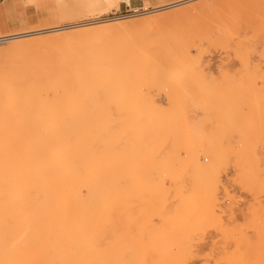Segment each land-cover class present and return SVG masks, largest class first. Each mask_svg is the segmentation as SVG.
<instances>
[{
	"label": "rangeland",
	"instance_id": "obj_1",
	"mask_svg": "<svg viewBox=\"0 0 264 264\" xmlns=\"http://www.w3.org/2000/svg\"><path fill=\"white\" fill-rule=\"evenodd\" d=\"M177 1H181V0H128V1L41 0L40 4L35 7L33 22L30 23L29 26L27 27L12 31L15 33V32L29 31L31 28L34 30L37 28L39 29L50 28L54 26L78 25V24L88 23V21L91 22L92 20L95 19L107 18V17L108 18L121 17L120 18L121 20L136 21V23L131 24L130 27H128L130 24L126 27H122L125 31L128 30L129 28L130 29L138 28V27L140 28V26H144L143 25L144 23H148L150 20H154V17L156 16L164 17L165 15L172 16L176 14L177 16H181V14L180 15L178 14L182 13L183 15L185 13H192L194 10L200 9V5L201 6L211 5L214 7L217 6L218 8L221 7L220 11L218 9H215L218 13L208 12L206 13V15L204 14L205 16L202 15L204 16L203 20L205 22L207 21L206 23H208L212 32L214 33L213 34L211 32L214 37L213 36L212 38L207 37L209 35L211 36V34L207 33L210 32L209 27H206L208 28L207 32H205L206 28H204L205 31L202 29L203 34L204 32L205 34L207 33V36L204 34L205 35L204 37L203 36L201 37L202 30L196 31V35L195 34L193 35L190 30L188 32H186L187 30H184L186 33L190 32L192 37L193 36L196 37L197 35L198 37L200 36L199 38L200 41H197L198 40L197 37L196 38L184 37L185 40L187 39V41L189 40V42H191L190 47L186 46L188 45V43H186L185 41L183 42L185 44L186 49H188L189 47L188 49L189 51L188 50L185 51V48H183V54L185 51L187 52L186 53L187 56L183 55L182 53L180 54L179 50L181 49L179 50L174 49L173 46L176 45L170 46L171 44L170 39L172 40L174 38L172 36H175L176 34L179 35L178 32L176 34H173L175 32L172 31V33L170 34L171 31H169L170 29L167 28V29H163V32L162 31L161 33L159 32L158 35L154 33L151 37H149L147 41L148 44L146 45L151 46L149 48H151L153 51L147 48L146 46L144 51L150 50L149 51L150 53H148L147 55L146 52L144 53L143 58L141 60L142 62L140 64L143 63L146 64L145 62L148 60V59L146 60V58H151V57H152V61L155 62L154 60L158 55L159 57L157 56V58L159 62L160 59L165 60L163 63L161 61L160 64H166L167 62L166 64L167 66L165 65L164 67H162L159 64L158 67V64L156 65L155 63L150 64L149 66L147 65V68H149L151 65L158 67L157 68L158 71L155 70L158 73L154 72L152 74L150 72L152 70L151 68L152 66L150 67L151 70L149 71L147 68H144L146 67V65L143 64L139 66L140 69L142 66H144L143 67L144 69L142 68L141 70H145V69L147 70L141 72V70L139 69V75H138L139 78L137 75L134 76L135 74L132 77L130 76L132 73L127 74L128 79L127 78L125 79L126 82L127 80L128 82L125 83V81H123L124 82L123 88L124 87L128 88L132 86L133 89H126L127 91L129 90V92L125 91L124 89L123 96L121 94L123 90L119 91L120 94L119 92H117L118 93L117 94L115 91L113 96L111 94L114 91H112L110 94L111 97H109V95L108 96L91 95V97L93 98H88V96L86 98L85 96L87 102L89 99L93 101L94 98L98 99L99 102L98 100L96 101L94 100L93 102L97 104L95 105L91 101L92 102L91 105L90 103L89 104L87 103L88 105L86 107H82L83 110L81 111L80 109L82 104L83 105L86 104V101L83 102L84 95L81 97L83 98V100L82 101L79 100L82 104L77 100L79 104L76 102L74 103L75 105L70 103V100L68 101V97L65 96L62 104L59 102L57 106L53 108L52 107L49 108L52 110L41 112L39 114L40 116H38V119L34 117L35 122L33 123V128L30 127V129L26 128L27 124L26 125L23 124L20 118H17L14 121H10L9 123L0 122V169H1L0 171L2 172V173L0 172V215H1L0 216V264H225V263L248 264V262L249 264H253L251 262L255 260L256 262L254 264H263L260 262L258 263L257 259L258 258L260 259L261 255L264 256V251H263L264 247L261 248L262 246H264V241H263L264 234L262 233L264 231H261L264 230L263 228L264 221H261V219L264 220L263 219L264 214H262L264 213V205H263L264 191L261 192V190L264 189L263 188L264 169H260V168H264V164H263L264 162L262 160V158L264 159V141H263L264 131L262 130L264 129L263 126L264 123L261 121L264 118L262 116V114H264L263 111L264 110V106H263L264 105V54H263L264 38H261L264 36V30L257 31L258 29L256 30L250 25H247L246 26L247 30H245L242 24V26L240 25V29L238 31L237 29H235V27L230 26L231 24L229 22L230 21L231 23L233 22L234 14L228 12V14H230L231 16L228 15L226 12L228 10L226 8L232 5L244 7L241 1H239L240 3L239 2L232 3L234 0H193L163 10L152 11L154 9H157L162 6L170 5L171 3H175ZM117 2L119 4V7L117 9H113L115 7V3ZM257 3L258 0L254 2L252 0V2L250 3L251 5L249 7L256 8ZM262 14L258 13L255 19L257 17L258 19L259 17H262L261 19H264L263 16L264 14L263 15ZM255 15L253 13L252 14L249 13L246 16L248 17L250 16L249 18L254 19ZM200 19H197L199 23L201 21ZM221 21H224L223 25L225 23L226 27L228 26L229 28H225L222 25ZM218 23H221V25ZM205 24L202 23L200 25L203 26ZM212 24H214V26ZM232 25H234V23H232ZM89 26L90 25H85L84 27L74 26L75 28L71 27L63 31L41 33L38 34L37 36H47L49 34L67 32L70 31L71 29L78 30L81 28H87ZM230 27H232L233 30ZM222 28L226 30L225 32H227L228 34L227 37H229V34H233L232 37H229L230 41L228 40L227 37H225L226 36L225 34H222V32L225 33ZM123 29H121L120 31L122 32ZM115 30L118 31L119 27ZM235 30H237V34L233 32ZM253 30H256L259 33ZM220 31L222 32L220 33ZM243 31L245 32V35L249 34L248 37L242 36L244 34V33L241 34ZM255 32L257 33L258 36V37L256 36L257 38L254 36L256 34ZM181 33L180 34L183 35V31ZM186 33H184V36H186ZM220 34L222 36L225 35L224 40L225 42H227L226 40H228L229 44H225V42L224 44H220V42L223 40ZM181 35L179 36L182 37ZM37 36L32 35V36L24 37V39L33 38ZM240 36H242L241 39L244 40L243 41L244 43L247 42L245 43L247 44V47L251 46L252 48L249 47L248 50V48H244V46H241L243 50L242 49L239 50L238 48H240V46L237 45L241 41V39L239 41ZM178 38L177 37L174 38L175 40H173L174 42L172 41V44H175V41L176 40L178 41ZM213 38L214 40H212ZM216 38H217L216 43L219 44L218 48H216L217 44L213 45L212 42L215 41ZM246 38H249V40L246 41ZM180 39L181 38H179V40ZM209 39H211L212 41L210 40L209 42ZM191 40H193L194 43ZM218 40H220V42ZM237 40L239 41V43L237 42ZM248 41L251 42L249 43ZM10 42L7 41L0 43V48L8 46ZM180 42H182V39L180 40ZM183 43L181 44L183 45ZM177 44L179 45V43ZM193 45L195 46L198 45V46L195 47ZM170 47L173 48V50ZM177 47L178 46H176L175 48ZM236 49H238V51ZM250 49H251V53L249 54ZM171 51L172 52L174 51L175 54L174 52L171 53ZM246 51H247L246 55L245 53L244 55H241L243 54V52ZM158 52L161 54L159 55ZM164 52L166 55L164 54ZM204 53L207 56L204 57L205 55ZM169 54H172V56L170 57ZM181 55H183L184 57ZM144 56L146 57L144 58ZM247 56L248 57L250 56L249 59ZM174 57H176V59ZM245 57L248 61L245 59ZM173 58L175 60H173ZM196 58L197 60L199 59L202 61L197 62ZM194 60L197 62L199 66L201 67L203 66L204 68L198 67V70L195 69L193 67L195 66ZM178 61L181 62L183 65ZM148 62L151 63L150 60H148L147 63ZM174 62L176 63V65L174 64ZM244 62L246 66L244 65ZM248 62L249 64L252 63L257 64L256 65L257 69L255 68V74L253 75L255 76L257 73L256 76L258 77L252 78L253 77L252 76L249 78L252 72L250 73L251 68H249ZM179 64L182 65V67H179V69L184 68L185 73L183 72V69L182 71L178 70L176 66H181ZM154 66L153 68H156ZM160 66L162 68L165 67L167 68L166 71L165 69L163 70V72H166V75L165 73L163 75ZM168 66L169 67L171 66L170 69L172 67L173 69L177 68L178 73L177 74L175 72L173 73V71L176 69L174 70L171 69L172 73H170L169 71L170 69L168 68ZM82 67H84V65ZM195 67L197 68V66ZM254 67L252 65L253 69ZM84 68H82L84 72L88 70L86 74L91 72V71L89 72L90 68L87 69L88 67H86L85 68L86 71L84 70ZM199 68H201L202 71L201 73L202 76H200V78L198 77V75H196V74L200 75V72L196 73V71L200 70ZM159 69H161L160 70L161 73H159ZM189 70H191V73L193 72V76H191V78L188 77L192 75L190 74V72H189L190 75H188V73H187L188 76L186 75V72ZM244 70L247 71V74H249L248 76L247 74H245L246 78L244 77L245 78L244 80L248 78L250 82H248L249 80L247 81L241 80L243 79L241 78L242 74L246 73ZM84 72H81V74H83ZM147 72L149 73L148 74L149 76L147 75ZM179 72H181L183 76H181ZM221 72H223V74ZM208 73L210 74L208 75ZM156 74L157 75L160 74V76L158 75L159 77H162L161 75H163V78H160L158 81ZM84 75L85 74H83L82 76ZM91 75H92L91 73L88 74L90 79L86 78L87 75L84 77L82 76L80 77L84 79L86 78L90 81ZM237 75L240 77L238 78ZM152 76L153 79L156 80V82H152V86L150 87ZM179 76L182 78H180ZM196 76L197 78H195ZM176 77H179L177 78L178 80L176 79ZM202 78L205 79L204 83L207 84L203 83ZM226 78H228L229 83H226L227 80ZM132 79L134 80L132 81ZM140 79H142L143 81ZM167 79H169L170 81ZM139 80L142 81L141 84ZM239 80H241L240 83L244 84L245 82V85L246 82H248L249 84L248 87H251L250 86L252 85L251 81L254 80L252 82H254L253 85H255L256 82V87L254 89L257 88V94L254 92L253 89L252 90L254 93L253 92L250 93L249 91H246V90H251V88L247 87L246 89L245 88L246 86L244 85L240 84L238 86ZM138 84L141 85V87ZM142 84L144 85V87ZM147 85H149V87ZM235 85H237V87ZM138 86L140 88H137ZM238 87H239V91L242 90L241 92L237 91ZM242 87H244V89ZM142 88L143 91H141ZM131 90H132V94L134 93V91L137 90L136 95L133 94L134 96H136L135 97L136 100H138V101L134 100L136 101V103L130 101L132 100V98H130L131 96H129L128 94H130ZM244 90L246 91V93L249 94L250 98H253L252 96H250L251 94L257 95V98L256 95H254L253 98L255 102H257L256 100L260 98L258 97V95L262 96L261 98H263L261 99L262 102L258 100V102L259 101L260 102L257 105L254 104L255 106L250 104L253 108L255 107V109H253L252 107L250 108L251 112H249L250 111L249 108H248L249 111L246 108V105L248 104V103L245 104L246 101L244 103L242 102L241 108L243 107L242 108L243 110L240 109L241 103L240 104L239 102L237 103L238 95L241 96L242 98L241 101L245 100L246 95L244 94L245 93ZM172 91H174V94ZM143 92L145 95L144 97L142 96ZM125 93L129 96L128 98L126 97L127 95H125ZM236 93L239 94L237 95ZM241 93L244 94L243 95L244 99ZM116 94L120 95V97L122 98V102L124 101L121 105H120L121 100L119 99V96L117 97ZM217 94H221V95L219 96ZM114 96H116L120 100V103L118 102L119 100H117L116 97ZM218 96L219 97L222 96V98H218ZM112 97H114L116 100L113 99ZM123 97H126L127 99L126 98L124 99ZM100 98L102 99V101L100 100ZM140 98L142 101L139 100ZM253 99L250 100V102L253 101ZM65 100L68 102L69 104L68 106ZM247 101L249 102L248 98ZM254 101L252 103H255ZM124 103L130 104L127 105L129 108L128 111H125L126 107H124L125 105ZM71 104L73 105V108H71L72 107ZM138 104H140V106ZM144 104H146V106H144ZM131 105L133 106L136 105V106L132 107ZM259 105L261 107H259ZM69 106L72 109V111H70V109L68 108ZM75 106L77 108L79 107V110L77 108L75 109ZM135 107L138 108L137 110L138 112L140 111L139 109H141L142 112H144L143 109L147 111H149L150 109H154V110L153 111L150 110L149 111L150 113L149 112L146 113L147 111L144 113L146 114L143 115L145 116L144 121L143 119H141L142 115H140L141 116L140 117L136 114V116H138V118H140L141 120H138V118H136L135 121L134 118L131 119L130 117H128L130 115L129 112H131L132 110L134 111L133 108ZM237 107L239 108L240 111L238 110ZM121 108L122 110L123 109L124 110L123 111L121 110L120 113ZM73 109L75 111H78L79 113L78 112H77L78 114L74 113L75 111ZM245 109L246 111H244ZM257 110H259V113ZM256 111L258 114H255L254 116L255 118L256 115L260 116V112H261V116L263 117L262 118L260 116L261 120L257 119L259 117L256 118L257 123L260 120L258 126H256L257 124L255 123L256 121H254L255 119L253 117L254 115L253 112L256 113ZM127 112L129 113V115ZM119 114L121 115V118ZM243 114L245 116H243ZM236 115L240 117H236ZM111 116H113V118ZM41 117L45 118V121H43L45 124L39 121ZM243 117H248V118L246 119ZM76 118L77 120L79 119L78 121H80V126L78 125ZM125 118L126 119L130 118L129 120L133 121L132 123L134 125L131 123L133 127L130 123L128 124L125 123L129 121V120L125 121ZM149 118L151 121L153 122L155 121L158 125L155 124L156 125L155 126L153 122H148ZM238 118L240 119V122L242 121L243 123L237 121L236 119ZM249 118H251L250 121L252 120L254 121L253 124L252 122L250 123ZM74 120H76L75 123ZM119 121L121 122V124L119 123ZM137 121H139L141 127L137 128V125L140 126V124H138ZM141 121L145 123L146 122L151 124L153 123L152 126H154L155 128H157V126L159 127L155 131V128H153L151 124L150 125L145 124L144 126V124L142 125ZM187 124L190 127L189 129L193 128L194 131L192 129L186 131ZM247 124L251 127V129ZM73 125H75V127ZM76 125H78V127ZM120 125L121 127H119ZM124 125L127 127V129L129 127L128 130L126 129L127 131L125 130V128H123ZM146 126L148 127L151 126L149 135L151 134L152 129L154 132L160 130V132L158 131V134L153 133L152 131V134H154L156 138H154V136L153 138H151V135L149 136L147 135L148 133L147 134L145 133L147 130H149V128H145ZM196 126H199V128L196 129ZM73 127L74 130L75 129H80V130L77 131L75 130L76 132H74L72 131ZM91 127H93L94 130L96 129V131L90 132ZM244 127L245 129L248 130L247 135H249L250 130H252V127L253 128L257 127V130L259 131L258 133L256 132L257 130L255 131L257 133V136L254 130L251 131V133L253 132L254 134L253 133L252 134L255 135L257 138H255V136L251 137L252 134L250 135V137L249 136L246 137V133H244L246 132V130L244 129ZM61 128H64L66 131V133L63 136L60 135ZM93 128L91 130H93ZM109 128H110V132H111V128H113L112 131L115 134L120 135L121 139H119V136H117L118 139L115 140L117 137L114 138L116 135L113 136L112 133H110L107 130ZM131 128L134 130H132ZM140 128L142 129L143 133H141ZM143 128L147 130L144 131ZM259 128L261 129L259 130ZM70 129H71V133L69 131ZM237 129L239 132L242 131L244 134L241 132L237 133ZM123 130H125V132H129V131L130 132L129 134L128 133L123 134ZM213 130L215 131L213 132ZM192 131H193V134H191L192 136L195 134V136L197 137L198 134V137L202 136V138L199 139L203 140L204 142L203 141L199 142L198 140H195L196 137H192V139L191 138L189 139V137L187 136H189V132ZM261 131H262V135H260ZM82 132L83 133L85 132L86 136L80 135L83 134ZM205 132H207L208 134L207 133L205 134ZM95 133L96 136H94ZM26 134L27 136L30 135L32 139L26 137L25 136ZM70 134L72 136H70ZM47 135L52 136V141L48 143L49 144L48 146L47 144H45L46 143L45 141L44 142L42 141L43 138ZM90 135H92V137H90ZM106 135L107 137L109 136L108 138H112L114 142L116 141V143L110 141L108 142L107 141L108 138L106 139ZM125 135L127 138L132 136L133 139V136H135L134 138L137 139L132 140L131 137L128 138L131 142L130 143L128 139L125 137ZM160 135L161 138L159 137ZM259 135L260 137H262L261 139L258 138ZM137 136L139 137L142 136V137L140 139ZM25 137L28 139H26ZM80 137L82 138V141ZM157 137H159L160 140ZM207 137H210L208 139L211 142L210 141L205 142V140H207ZM143 138L147 140V142L145 140V144L144 142H140L141 140L143 141ZM150 138L152 140L154 139V142H152ZM112 139L109 140L112 141ZM125 139H127V141H125ZM193 139L196 142L197 141L198 142L195 143ZM255 139L257 143L256 147H258V150L254 148L256 145L255 143L252 144L254 145V147L252 146V149L251 147H249L250 142L251 141L253 142ZM26 140H30V145L32 144L31 147L33 150L31 174H29L30 177H28L26 173L17 174L13 171V169L11 170V168H14L11 162L13 161L15 166L16 159L11 158V156H9L10 155L9 153L11 152H15V151L24 152V150H26L25 147H27V144L29 143L28 141L27 143ZM136 140H140L139 145H134L136 143ZM148 140H151V142ZM190 140L191 142L193 141L194 143L193 142L191 143ZM261 140L263 142H261ZM106 141L108 142L107 145L109 144L110 146L106 145ZM133 141H135V143ZM155 141L157 142L155 143ZM82 142L87 143V145L91 148V150L89 151L91 152L93 151L92 154L91 152L88 153L87 148L88 149L90 148L86 147L87 145L85 143H84L85 145L82 144ZM119 142L121 143V145L124 146V147L122 146L124 152L121 148L123 153L119 150L120 155L116 153L118 149H120L121 147ZM132 142H133V146L131 147L130 144H132ZM209 142L212 144L210 145ZM243 142L244 143L249 142V143L244 144ZM19 143L20 144L27 143V144L26 145L24 144L25 145L24 147L23 145H21L22 146V148L20 147L21 150H16L19 149L18 147L20 145L19 146L16 145ZM40 143H43L44 145ZM90 143L91 144L94 143L95 148L94 145H92L93 146L92 147ZM189 143H190L189 146L192 148L196 144L197 146H199L198 145L199 143L201 145L200 146L201 149L200 148L192 149L188 146ZM202 143H204V145ZM81 144L82 146L86 147L87 153L85 151V147L84 149L82 148V150L85 152L83 153L82 151L79 152L80 148H78L77 149L78 153H77L75 148L78 146L80 147ZM117 144L119 146H115L117 149V150L115 149L116 151L115 152L114 151L115 147L112 146ZM13 145H15L16 149L15 147L12 148ZM218 146L219 148H217ZM246 146H248L247 149L249 148L248 150L249 152L248 151L246 152L250 154L251 151H253L251 157H249V154L245 153L244 148ZM11 148L15 150L11 151ZM139 148H145L143 149L145 150V152L147 151L146 149L149 148L148 149L149 151L146 152V155L149 152L150 153L146 157H143L144 155L142 154H145L143 151L140 157L138 153L134 152L136 150L140 152L141 150H139ZM1 149L3 151H5V149L7 150L9 149L8 150L9 152L6 150V152L1 153L2 151ZM108 149L111 151L109 152ZM187 149L189 150L197 149L199 151L195 150L190 153V151H188ZM200 150L202 152H200ZM206 150H212V151H208L212 153L207 154ZM113 151L115 152L114 157L117 154V158H114V160L111 158L113 157L114 154ZM130 151L133 152L131 153ZM231 151L233 152V154ZM7 152H8V157H10L7 158L9 160L6 159ZM65 152L67 153L65 154ZM107 152H109V154H107ZM255 152H259V153L255 154ZM110 153H112L111 156ZM151 153L153 154L152 156ZM1 154L4 155L1 156ZM228 154L229 156H227ZM253 154H255V156ZM259 154L261 156V159ZM122 155L123 158L125 157L126 158L122 159L121 158ZM207 157L210 159H207ZM130 158L133 159L128 160ZM246 159L249 160L250 162L247 161ZM6 160L7 162H5ZM116 160H118L119 163ZM260 160L262 163H260ZM3 162L6 165L10 163L9 165L10 166L12 165V167L10 168L9 165L5 167V164ZM235 163L238 165H236ZM241 165L242 167H240ZM243 165L245 166V168ZM247 165L250 167H248ZM254 165L256 167H254ZM209 166L210 168H208ZM259 166L260 168L258 169ZM8 167L10 168L9 170L7 169ZM3 168L6 169L7 172L6 170L4 171ZM256 169L258 172L256 171ZM201 170L202 172L209 170L207 172L210 173L204 172L202 178L199 176ZM194 171L197 174L200 172L198 176H195ZM216 171L217 174H215ZM236 171L240 175L243 174V172H247L244 173L246 175V176L244 175V177L247 178V181L244 180L245 178L243 177V175H241L243 179L239 177L241 182L239 179L237 180L238 178L237 175L239 174H237ZM247 174L249 177L247 176ZM251 174L253 176H251ZM14 175H16L17 177H14ZM18 175L19 176L21 175V177H19ZM208 175L210 176L215 175L214 178H216L217 181L215 183L212 181L211 183L217 184L215 185V187H217L216 190L214 185L211 186L210 183V181L213 180L214 178L209 179L210 176ZM203 179L204 180L209 179L208 180L209 182H207V184L205 185L206 182L203 181ZM253 179L257 181L256 182L251 181L252 183L248 181ZM258 179H260L262 182ZM242 180L243 182L244 181L245 182L243 183ZM217 182L218 183L222 182V183L218 184ZM15 183L18 185H16ZM240 183L242 184L243 187L241 186ZM25 184H27L28 188L27 187L24 188ZM28 184L30 185L28 186ZM18 186L21 188H19ZM204 186L206 187L205 189ZM253 186L255 187V190H253L254 189ZM17 188L19 189L17 190ZM211 188L212 189L214 188L213 191L211 190ZM20 189L23 192L20 191ZM23 189L24 190L26 189V192ZM16 190L20 192H17ZM210 190L213 194L211 192L209 193ZM10 191L13 193H10ZM205 193H208L210 195H207ZM205 195H207L206 198L207 197L209 199L211 198L209 202H208L209 199L207 200L204 197ZM205 199L208 203L211 204L210 206L207 205L206 203L205 207L208 206V209L202 208V206L205 204L204 203L205 201L203 202V200ZM10 201L12 203H10ZM213 201L214 202L216 201V203H214ZM255 201L257 202V204ZM201 202H203L202 206H201ZM253 204L257 206H254ZM214 205H216L218 208H216V206ZM251 205L254 208L251 207ZM201 208L205 210L206 213L204 211L202 212ZM229 208H230V212L233 211V213L228 212ZM212 211H214V213ZM207 212L210 214H207ZM251 212L254 213L255 215L252 214ZM25 214L27 215V217ZM211 214L212 216L216 214V217L214 216L215 218L213 219ZM233 214L234 216L232 217L231 215ZM249 214L251 216H248ZM208 216L209 219L206 218ZM220 216L222 217V219L219 220L218 218H221ZM202 217L204 218V220ZM234 217L235 219L231 220V218ZM259 217L262 218L260 219ZM12 218L15 220H13ZM223 218H225V220ZM205 219H207L206 222ZM253 219L256 221V225L252 223ZM218 220L219 222H217ZM230 221L233 222L231 223ZM249 221L251 222L249 223ZM225 222H228L230 225ZM246 222H248L249 224H247ZM234 223H236V225H234ZM222 225H225L224 229ZM226 225L228 227H226ZM213 226L214 227L217 226V228H214ZM251 226H253V228ZM255 226L257 227L255 228ZM258 226H260L259 227L260 229H257ZM225 228L228 229L226 230ZM231 229L234 230V233L233 231H231ZM240 229L242 230L244 229L243 230L244 232ZM237 230L240 231L238 232ZM225 231H227L228 233L227 235L226 233L225 234L223 233ZM229 232L232 233L230 234ZM242 232L244 233V235ZM234 234L235 236L236 235L237 236L235 237ZM257 238L259 242L256 241ZM238 239H242V241L244 240L243 241L244 243L242 241H239ZM239 242L240 244L243 243L244 246L248 245L250 247L245 248L244 246H241L239 244L241 246L239 250L238 249ZM253 243H256V245H254ZM257 246L261 248L260 251L258 250L259 248ZM222 248L224 249L225 254L227 251L230 253L227 254L228 256L232 255V252H230V250L233 251V256L234 255L235 256L234 257L231 256V262L229 261V259H227L228 256L225 257L226 255H224V253L222 252L223 251ZM241 248H243V250ZM253 248L255 251L253 250ZM261 250L263 253L261 252ZM234 251L237 254H234L235 253ZM255 252L256 255H254ZM257 252L260 253V255H258L259 257L257 256L258 254ZM221 253L223 256L221 255ZM246 253L248 255L251 254L249 256V259L250 257L251 259H254L252 257H255V259L246 262L248 260V255L244 256L246 257V261L245 258H243V255H245ZM222 257L223 258L225 257L226 259L224 258L223 260ZM235 258H237L240 261H238L237 259L235 260ZM226 260L229 262H227ZM263 260L264 258H262V261Z\"/></svg>",
	"mask_w": 264,
	"mask_h": 264
},
{
	"label": "bare ground",
	"instance_id": "obj_2",
	"mask_svg": "<svg viewBox=\"0 0 264 264\" xmlns=\"http://www.w3.org/2000/svg\"><path fill=\"white\" fill-rule=\"evenodd\" d=\"M120 1V0H119ZM124 1V0H123ZM125 1H128V0H125ZM189 1H193V0H181V1H177V2H175V3H171L170 5H166V6H162V7H159V8H157V9H154V10H152V11H156V10H163V9H166V8H169V7H172V6H176V5H180V4H183V3H186V2H189ZM239 1H241V3L244 5V7H240V6H226L227 8V10L228 11H226L227 12V14H228V12L229 13H232V14H234V19H233V22L232 23H234V25H232V23H231V21L229 22L231 25L230 26H232V27H235V29H237L238 31H239V29H240V25L242 26V24H243V28H245V30H247V25H250V26H252L254 29H258L257 31H261V30H264V19H261L262 17H259V19H258V17L255 19V17L258 15V13H263L264 14V0H258V3L256 4V8H250L249 6L251 5L250 3L252 2V0H234L232 3H234V2H239ZM254 1H257V0H253V2ZM240 3V2H239ZM237 4V3H236ZM235 5V4H234ZM247 6V7H246ZM255 6V5H254ZM119 7V4H118V2L117 3H115V7L113 8V9H117ZM112 9V8H111ZM215 9H218L219 11H220V9H221V7H214V6H211V5H208V6H205V5H200V9H196V10H194L192 13H185V14H183L182 15V13H179L178 15H180L181 14V16H177V14L176 15H172V16H170V15H165L164 17H158V16H156V17H154V20H150L148 23H144L143 25L144 26H140V28L138 27V28H129L128 30H125L124 31V29L122 28V27H126V26H128L129 24V26L128 27H130L131 26V24H133V23H136V21H128V20H121L120 18L121 17H115V18H100V19H95V20H90L91 22H89L88 21V23H83V24H78V25H71V26H54V27H50V28H37V29H30L29 31H24V32H15V33H9V34H7V35H0V43H2V42H7V41H11L10 42V44L8 45V46H5V47H2V48H0V122H2V123H9L10 121H14V120H16L17 118H20V120H21V122L23 123V124H27L26 125V128H29L30 129V127L31 128H33V123L35 122V120H34V117H36L37 119H38V116H40L39 114L41 113V112H44V111H49V110H52V109H49V108H53V107H55V106H57L58 104H59V102L62 104L63 103V99H64V97L66 96V97H68V101L70 100V103H72L73 105H75L74 103H76L77 102V100L79 101H82L83 100V98H81L83 95H84V100H83V102L84 101H86V98H87V96H88V98H93V97H91V95H103V96H108L109 95V97H111V95L113 96V94L115 93V91H116V93L117 92H119V91H121V90H123L122 91V96H123V94H124V89H125V91H127L126 89H133V87L132 86H130V87H128V88H123V81H125V83H127L128 82V80H127V82H126V79L125 78H127L128 79V77H127V74H129V73H132L130 76L132 77L134 74V76H138L139 75V69H140V67L139 66H141V65H143V64H140L142 61V58H143V55H144V53L146 52V55L148 54V53H150L149 51L150 50H145L144 51V49H145V47L147 46V48H149V47H151V46H148V45H146V44H148L147 43V41H148V39H149V37H151L154 33H156L157 35L159 34V32L161 33V31L163 32V29H170L169 31H171L170 32V34L172 33V31H174L175 33H173V34H176L177 32L179 33V35H181L182 33V31H183V35H181L182 37H180L179 35H175L177 38L179 37V38H181L182 39V42H180V40H179V38H178V41L176 42L175 41V44H172V41L173 40H175L174 38H176L175 36H172V37H174L172 40L170 39V41H171V44H170V46L172 45H176V46H178L177 48H175L176 46H173L174 47V49H181V50H179V52H180V54L182 53L183 54V48H185V44L183 43L184 41L186 42V43H188V45H186V46H189L190 47V45H191V42H189V40L187 41V39L185 40V38L184 37H186V38H196L197 37V41H200L199 40V38H200V36L198 37V35L195 37V36H193L192 37V35H191V33L189 34V33H186V32H188L189 30L192 32V34L194 35H196V31H199V30H204V28H206V27H209V29H210V32H207L208 31V28H206L204 31L205 32H207V33H209V34H211V36L209 35V36H207V33L205 34V32H204V34L207 36V37H211L212 38V30H211V28H210V26L208 25V23H206L204 20H203V17L206 15V13H218ZM148 12H151V11H148ZM102 13V12H101ZM147 13V12H146ZM222 13V12H221ZM225 13V12H224ZM244 13H246V14H244ZM250 13V14H254L255 15V13H256V15L254 16V19H252V18H249L248 16H246V15H248V14ZM95 14V13H94ZM205 14V15H204ZM262 14V15H263ZM202 15H204V16H202ZM217 15V14H216ZM228 15H230V14H228ZM231 16V15H230ZM260 16V15H259ZM264 16V15H263ZM124 17V16H123ZM153 17V16H152ZM200 17H201V19H200ZM233 17V16H232ZM125 18V17H124ZM197 19H200L199 21H200V23L197 21ZM211 19V18H210ZM232 19V18H231ZM203 20V21H202ZM221 20V19H220ZM197 21V22H196ZM228 21V20H227ZM207 24V26H206V24L205 25H203V26H205V27H203L202 25H200V24ZM222 22V25H223V22L224 21H221ZM76 23V22H75ZM218 24H220L221 25V23H218ZM217 24V25H218ZM85 25H90L89 27H87V28H81V29H78V30H70V31H67V32H60V33H57V34H49V35H47V36H37L38 34H41V33H49V32H54V31H63V30H66V29H69V28H71V27H74V26H80V27H84ZM213 26H214V24H212ZM229 25V24H228ZM225 28H229L228 26L226 27V24L224 23V25H223ZM245 26V27H244ZM119 27V30L117 31V30H115V29H117ZM202 27V28H201ZM223 27V28H224ZM232 27H230V28H232ZM249 27V26H248ZM75 28V27H74ZM123 29L122 30V32L120 31L121 29ZM222 28V29H223ZM115 30V31H114ZM184 30H187L186 32L184 31ZM203 30L201 31L202 33H201V37L203 36H205L204 34H203ZM231 30V29H230ZM232 30H233V28H232ZM237 30H235V31H233V32H235L236 34H237ZM244 30V31H245ZM256 30H253V31H256ZM120 31V32H119ZM181 31V32H180ZM223 31L225 32L226 30H224L223 29ZM240 31H242V30H240ZM242 32L241 34H243L242 36H244V37H248V35H245V32ZM256 31V32H257ZM212 32V33H211ZM222 31H220V33H221ZM255 32V33H256ZM181 33V34H180ZM184 33H186V36H184ZM232 33V32H231ZM234 33V34H235ZM257 33H259V32H257ZM257 33L254 35V33H253V35L256 37L257 36ZM189 34V35H188ZM214 34V33H213ZM222 34H225V35H221L222 36V38H223V40L220 42V40H218L219 42H220V44H224V42H225V38H224V36L225 37H227L228 36V34H227V32H225V33H223L222 32ZM262 34V33H261ZM32 35H36L37 37H33V38H26V39H24V37H28V36H32ZM191 35V36H190ZM231 35V36H230ZM188 36V37H187ZM217 36V35H216ZM220 36V37H221ZM233 36V34H229V37H232ZM238 36V35H237ZM242 36H240V38H239V41H240V39L242 38ZM260 36V35H259ZM262 36V35H261ZM154 37V36H153ZM171 37V38H172ZM214 37V36H213ZM229 37H227L228 38V40L230 39ZM243 37V38H244ZM258 37V36H257ZM256 37V38H257ZM21 38H23V39H21ZM170 38V37H169ZM184 38V39H183ZM206 38V37H205ZM204 38V39H205ZM226 38V39H227ZM261 38H264V36L263 37H261ZM17 39H19V40H17ZM163 39V38H162ZM208 39V38H207ZM210 40L211 39H209V42H210ZM212 40H214V38L212 39ZM211 40V41H212ZM228 40H226L227 42H225V44H229L228 43ZM236 40V39H235ZM247 40H249V38H246V41ZM193 43H194V41L193 40H191ZM230 41V40H229ZM239 41L237 40V42L239 43ZM244 40H242L241 39V41H240V43L237 45V46H240V48H238V47H236V48H238L239 50H241L242 49V47L241 46H244V48H248V50H249V47H251V46H249V47H247V44H245V43H247V42H243ZM165 42H167V41H165ZM174 42V41H173ZM202 42V41H201ZM213 42V45H215V44H217L216 42H217V38H216V40L215 41H212ZM223 42V43H222ZM236 42V41H235ZM249 42V41H248ZM251 42V41H250ZM249 42V43H250ZM177 43H179V45L177 44ZM181 43H183V45L181 44ZM241 43H242V45H241ZM4 44V43H3ZM165 44V43H164ZM169 44V43H168ZM195 44H196V42H195ZM237 44V43H236ZM244 44V45H243ZM207 45V44H206ZM212 45V44H211ZM218 45L219 44H217V46H216V48H218ZM231 45V44H230ZM229 45V46H230ZM183 46V47H182ZM193 46H195V45H193ZM198 46V45H197ZM197 46H195V47H197ZM208 46H209V44H208ZM208 46H207V48H208ZM246 46V47H245ZM156 47V46H155ZM165 47V46H164ZM169 47V46H168ZM189 47H188V49H189ZM212 47V46H211ZM210 47V48H211ZM157 48V47H156ZM171 48V47H170ZM206 48V49H207ZM215 48V47H214ZM213 48V49H214ZM220 48V47H219ZM222 48V47H221ZM252 48V47H251ZM149 49H151V48H149ZM154 49V48H153ZM169 49V48H168ZM172 50H173V48H171ZM188 49H186L185 48V51L186 50H188ZM238 49H236L237 51H238ZM152 50V49H151ZM155 50H157V49H155ZM164 50V49H163ZM170 50V49H169ZM175 50V51H176ZM208 50V49H207ZM243 50V49H242ZM153 51V50H152ZM151 51V52H152ZM184 51V54L183 55H186V53L187 52H185ZM189 51V50H188ZM168 52V51H167ZM174 52V51H173ZM172 51H171V53H173ZM240 52V51H239ZM253 52V51H252ZM159 53V52H158ZM206 53V52H205ZM204 53V54H205ZM210 53V52H209ZM242 53V52H241ZM244 53H245V55H246V53H247V51L246 52H243V54H241V55H244ZM251 53V49H250V51H249V54ZM161 53H159V55H160ZM164 54H165V52H164ZM174 54H175V52H174ZM202 54H203V52H202ZM212 54V53H211ZM264 54V53H263ZM154 55H156V54H154ZM166 55V54H165ZM183 55H181V56H183ZM198 55V54H197ZM158 56V55H157ZM157 56H156V59L154 60L155 62H153L152 61V57L151 58H146V60L148 59V60H150L151 61V63L150 62H148L147 63V61L145 62L146 64H144V65H146V67H144V66H142L141 67V69L144 67V68H147V65L149 66L150 64H158V67H159V64L161 63V61H162V63L165 61V60H161L160 59V62H159V60H158V58H157ZM169 56L171 57L172 56V54H169ZM168 56V57H169ZM187 56V55H186ZM205 56H207L206 54L204 55V57ZM146 56H144V58H145ZM155 57V56H154ZM159 57V56H158ZM184 57V56H183ZM182 57V58H183ZM248 57V56H247ZM250 57V56H249ZM249 57H248V59H249ZM175 59H176V57H174ZM173 58V60H175ZM181 58V59H182ZM185 59V58H184ZM190 59V58H189ZM203 59V58H202ZM245 59H246V57H245ZM183 60V59H182ZM196 60H197V58H196ZM247 60V59H246ZM172 61V60H171ZM180 61V60H179ZM178 61V62H179ZM195 61V60H194ZM200 61H202V60H197V62H200ZM248 61V60H247ZM197 62L195 61L194 62V64H195V66H197V68L195 67V66H193L195 69H197L198 70V67H201V66H199L198 64H197ZM204 62V61H203ZM250 62V61H249ZM249 62H248V64H249ZM179 63H181V62H179ZM193 63V62H192ZM206 63V62H205ZM205 63H204V65H205ZM251 63V62H250ZM166 64H167V62H166ZM166 64H160L162 67H164ZM174 64L176 65V63L174 62ZM182 64V63H181ZM181 64H179V65H181ZM255 64V63H254ZM254 64L252 63V64H249V68H251L250 69V73H251V76H249V78L250 77H252V78H254V77H258V76H256L257 75V73H256V75L254 76L253 74H255V68L257 69V67H256V65L257 64H255V67H254ZM84 65V67L86 68V67H88L87 69H89L90 68V70H89V72L92 74L91 75V80L89 81L88 79H86V78H89V76H88V74H90V73H88V74H86V72H88V70L86 71V69L84 68V67H82ZM169 65V64H168ZM183 65V64H182ZM182 65L181 66H176L177 68H178V70H180V71H182V69H183V72L185 73V70H184V68H181V69H179V67H182ZM243 65V64H242ZM244 65L246 66V64H245V62H244ZM243 65V66H244ZM250 65H251V67H250ZM252 65H253V67H254V69L252 68ZM152 66V67H151ZM150 67L152 68V70L150 69V67L149 68H147L152 74L154 73V72H156V73H158L157 71H158V67H156V66H154V65H151ZM153 66L154 67H156V68H153ZM160 66V67H161ZM167 66V65H166ZM244 66V67H245ZM161 67V69H162V72H163V70L165 69V71H166V67L165 68H162ZM171 67V66H170ZM170 67L168 66V68L170 69ZM188 67V66H187ZM203 67V66H202ZM201 67V68H202ZM248 67V66H247ZM246 67V68H247ZM82 68H84V70L86 71V72H84L83 70H82ZM143 68V69H144ZM177 68H174V69H176L177 70ZM201 68H199L200 70L199 71H196V73H199L200 72V75L199 74H196V75H198V77L200 78V76H202L201 75V73H202V71H201ZM204 68V67H203ZM140 69V70H141ZM147 69H145V70H141V72L142 71H146ZM153 69H154V71H153ZM161 69H159V73H161ZM168 69V70H169ZM172 70H174L173 69V67L171 68ZM169 70L170 71V73H172V70ZM185 69H187V68H185ZM253 69V70H252ZM155 70H157V71H155ZM176 70H174L173 71V73L175 72L176 74L178 73V70L176 71ZM203 70V69H202ZM242 70V69H241ZM84 72L83 74H85L84 76H86V78L84 79V78H82V77H84V76H82L83 74H81V72ZM168 71V72H169ZM245 71V70H244ZM254 71V72H253ZM189 72H190V74H192V75H190L189 74ZM231 72V71H230ZM246 73H244V74H242V77L241 78H243V79H241L242 81L246 78L245 77V74H247V71H245ZM143 73H145V72H143ZM164 73H165V75H166V72H163V75H164ZM180 74H181V72H179ZM187 73H188V75H190V76H188L187 75ZM222 74H223V72H221ZM81 74V75H80ZM149 73L147 72V75H148ZM210 73H208V75H209ZM237 74V73H236ZM260 74V73H259ZM159 76H160V74H158ZM157 74H156V77L158 78H156L158 81H159V79L160 78H163V75H161L162 77H159ZM186 75L188 76V77H190L191 78V76H193V72L191 73V70H189V71H187L186 72ZM207 75V74H206ZM226 75V74H225ZM249 74H247V76H248ZM80 76H82V77H80ZM93 76V77H92ZM149 76V75H148ZM150 76H151V74H150ZM181 76H183L182 74H181ZM231 76V75H230ZM238 76V75H237ZM180 77V76H179ZM179 77H176V79L177 78H179ZM240 76H238V78H239ZM245 77V78H244ZM93 78V79H92ZM138 78H139V76H138ZM152 78V80H154L153 79V76L151 77ZM150 78V79H151ZM180 78H182V77H180ZM189 78V79H190ZM193 78V77H192ZM195 78H197V76L195 77ZM210 78V77H209ZM228 78H229V76H228ZM228 78H226L227 80H228ZM90 79V78H89ZM134 79H136V78H134ZM134 79H132V81L134 80ZM142 79H143V77H142ZM142 79H140V80H142ZM173 79V78H172ZM203 80V83L205 82L204 80V78H202ZM220 79V78H219ZM88 80V81H87ZM99 80V81H98ZM139 80V81H140ZM151 80V85H150V87L152 86V82H156V80H154V81H152ZM167 80H169V79H167ZM178 80V79H177ZM188 80V79H187ZM213 80V79H212ZM226 80V83H229V80L227 81ZM233 80V79H232ZM236 80V79H235ZM241 80H239L238 81V86L241 84V85H244V86H246L245 88L247 89V87L249 86V84H248V82H250V80L247 78L246 80H244V81H247V80H249L248 82H246V85H245V82H244V84L243 83H240L241 82ZM143 81V80H142ZM142 81H140V84L142 83ZM161 81V80H160ZM170 81V80H169ZM168 81V82H169ZM180 81V80H179ZM252 81H254V80H252ZM251 81V84L252 85H250L251 87H248V88H251V90L253 89L254 90V92L257 94V88L256 89H254L255 87H256V82H255V85H253V83L254 82H252ZM144 82H145V80H144ZM167 82V81H166ZM181 82V81H180ZM189 82H190V80H189ZM139 83V82H138ZM179 83V82H178ZM187 83V82H186ZM185 83V84H186ZM231 83V82H230ZM153 84H155V83H153ZM160 84V83H159ZM168 84V83H167ZM180 84V83H179ZM202 84V83H201ZM204 84H207V83H204ZM203 84V85H204ZM232 84V83H231ZM259 84V83H258ZM132 85V84H131ZM135 85H137V84H135ZM135 85H134V87H135ZM139 85V84H138ZM143 85V84H142ZM176 85V84H175ZM191 85V84H190ZM189 85V86H190ZM210 85V84H209ZM230 85V84H229ZM126 86V85H125ZM128 86V85H127ZM140 87H141V85H139ZM137 87V88H140V87ZM148 87H149V85H147ZM156 86V85H155ZM189 86H187V87H189ZM214 86H215V84H214ZM236 87H237V85H235ZM252 86H254V87H252ZM143 87H144V85H143ZM146 87V86H145ZM158 87V86H157ZM162 87V86H161ZM186 87V86H185ZM200 87V86H199ZM241 87V86H240ZM179 88H181V87H179ZM229 88V87H228ZM243 89H244V87H242ZM241 88V89H242ZM149 89V88H148ZM183 89V88H182ZM201 89V88H200ZM230 89V88H229ZM245 89V90H246ZM178 90V89H177ZM192 90V89H191ZM197 90V89H196ZM202 90V89H201ZM223 90V89H222ZM226 90V89H225ZM236 90V89H235ZM244 90V91H245ZM251 90H246V91H249L250 93L251 92H253V90L251 91ZM256 90V91H255ZM112 91H114V92H112ZM137 91V90H136ZM136 91H134V95H136ZM141 91H143V88H142V90ZM237 91H239V87H238V90ZM236 91V92H237ZM242 91V90H241ZM241 91H239V92H241ZM246 91H245V95H246V98H245V100L244 101H241L242 100V98H241V96L240 95H238L237 93V98H238V100H237V103L239 102V104L241 103V105H240V109H242L241 108V106H242V102L244 103L245 101V104L246 103H248L249 104V106H248V104L246 105V108H247V110H248V108H249V110H250V108L252 107L250 104H252L253 106H255L254 104H259V102L261 101L262 102V100L261 99H263V98H261L262 96H260V95H258V97H260L258 100H260L259 102H258V100H256L257 102H255L254 101V95H256V94H251L250 96H252L253 98H250L249 97V94L248 93H246ZM111 92H112V94H111ZM127 92H129V90L127 91ZM145 92H146V90H145ZM173 92V94H174V91H172ZM235 92V91H234ZM253 92V93H254ZM218 93H220V92H218ZM259 93V92H258ZM111 94V95H110ZM118 94V93H117ZM116 94V95H117ZM119 94H120V92H119ZM132 94V90L130 91V94H128L129 96H131L130 98H132V100H130V101H133V102H135L136 103V101H138V100H136V96H134ZM195 94V93H194ZM242 94V97H243V93H241ZM247 94H248V97H247ZM125 95H127L126 93H125ZM124 95V96H125ZM126 96L127 98L129 97V96ZM133 95V96H132ZM141 95H142V93H141ZM211 95H213V94H211ZM217 95H221V94H217ZM227 95H229V94H227ZM226 95V96H227ZM85 96H86V98H85ZM119 96V99L121 100V103H120V100L117 98ZM143 97L145 96L144 95V92H143V95H142ZM218 96V98H222V96L221 97H219ZM239 96H240V98H239ZM102 97V96H101ZM114 97H116V96H114ZM114 97H112L113 99H115ZM117 97H116V99L117 100H119L118 102L120 103V105L124 102H122V98L120 97V95H117ZM126 97H123L124 99L126 98ZM196 97V96H195ZM81 98V99H80ZM103 98V97H102ZM111 98V99H112ZM126 98V99H127ZM142 98V97H141ZM141 98L139 99V100H141ZM216 98V97H215ZM226 98V97H225ZM247 98H248V100H249V102H250V100H252L253 99V101L255 102V103H252L253 101H251L250 103L247 101ZM256 98H257V95H256ZM115 99V100H116ZM239 99H240V101H239ZM243 99H244V97H243ZM66 100H67V98H66ZM65 100V102H67ZM90 100V99H89ZM88 100V102L86 101V104L85 105H83L80 101V103L82 104V106H81V109H80V111L81 110H83L82 109V107H86L89 103H90V105H91V103L95 100H98V99H93V101L92 100H90L89 101ZM100 100L102 101V99L100 98ZM134 100H136V101H134ZM197 100V99H196ZM204 100V99H203ZM225 100V99H224ZM230 100H231V98H230ZM92 101V102H91ZM101 101H100V103H101ZM126 101V100H125ZM142 101V100H141ZM209 101V100H208ZM223 101V100H222ZM64 102V103H65ZM98 102H99V100H98ZM194 102H195V100H194ZM235 102V101H234ZM78 103V102H77ZM88 103V104H87ZM116 103H117V101H116ZM137 103H139V102H137ZM147 103V102H146ZM220 103V102H219ZM236 103V104H237ZM71 104V105H72ZM79 104V103H78ZM80 104V105H81ZM93 104H95L94 102H93ZM125 104V103H124ZM123 104V105H124ZM131 104H133V103H131ZM142 104V103H141ZM212 104V103H211ZM224 104V103H223ZM229 104V103H228ZM235 104V103H234ZM66 105V104H65ZM69 104H68V102H67V106H68ZM73 105H72V107L71 108H73ZM79 105V106H80ZM95 105H97V104H95ZM118 105V104H117ZM120 105H119V107H120ZM126 105V106H125ZM124 105V107H126V109H125V111H128L129 110V108H128V106L127 105H130L129 103H126ZM139 106H140V104H138ZM143 105V104H142ZM196 105V104H195ZM261 105H262V103H261ZM132 107H134V106H136V105H131ZM144 106H146V104H144ZM231 106V105H230ZM264 106V105H263ZM143 107V106H142ZM142 107H140V108H142ZM195 107V106H194ZM238 107H239V105H238ZM237 107V108H238ZM259 107H261L260 105H259ZM69 109H70V111H72V109L70 108V106L68 107ZM77 107L75 106V109H76ZM123 108V107H122ZM122 108L120 109V113H121V110H122ZM128 108V109H127ZM136 108V109H135ZM135 108H133L134 109V111H136V112H134L132 109V113L131 112H129L130 113V115H129V113H128V117H130L131 119L132 118H134L135 119V121H136V118H138V116H140V115H142V118L141 119H143V121H144V117L145 116H143V115H146V114H144L147 110H145V109H143L144 110V112H142L141 111V109H139L140 111L138 112L137 110H138V108L137 107H135ZM253 108V107H252ZM257 108H258V106H257ZM263 108V107H262ZM78 110H79V107L77 108ZM117 109V108H116ZM157 109V108H156ZM210 109V108H209ZM253 109H255V107L253 108ZM74 110V109H73ZM124 110V109H123ZM122 110V111H123ZM149 110V109H148ZM150 110H154V109H150ZM149 110V111H150ZM238 110H239V108H238ZM243 110V109H242ZM242 110H241V112H242ZM248 110V111H249ZM75 111V110H74ZM73 111V112H74ZM124 111V112H125ZM149 111H147L146 113H148ZM157 111V110H156ZM240 111V110H239ZM244 111H246V109L244 110ZM243 111V112H244ZM258 111V113H259V110H257ZM257 111H256V113L255 112H253L254 113V115H253V117L255 116V114H258L257 113ZM264 111V110H263ZM72 112V113H73ZM78 111H75L74 113H77ZM187 112V111H186ZM192 112V111H191ZM249 112H251V110L249 111ZM79 113V112H78ZM77 113V114H78ZM126 113V112H125ZM135 113V114H134ZM150 113V112H149ZM156 113V112H155ZM203 113V112H202ZM76 114V115H77ZM132 114H133V117H132ZM136 114L138 115V116H136ZM193 114V113H192ZM236 114V113H235ZM109 115H111V114H109ZM147 115H149V114H147ZM153 115V114H152ZM189 115V114H188ZM225 115H227V114H225ZM119 116H120V118H121V115L119 114ZM124 116H125V114H124ZM136 116V117H135ZM176 116V115H175ZM243 116H245L244 114H243ZM249 116H251V115H249ZM248 116V117H249ZM260 116H261V112H260ZM260 116H258V115H256V118L257 117H259V118H257V119H260L261 120V117L263 116L264 117V114H262V116L260 117ZM112 118H113V116H111ZM141 117V116H140ZM147 117V116H146ZM182 117V116H181ZM236 117H240V116H237L236 115ZM248 117H243V118H248ZM262 117V118H263ZM79 118V117H78ZM130 118H128V119H126L125 118V121L127 120H129ZM151 118H153V117H151ZM175 118V117H174ZM183 118V117H182ZM189 118V117H188ZM255 117H254V121H256L257 119H256ZM140 118H138V120H141ZM172 119V118H171ZM250 119L251 118H249V121H250ZM253 119V118H252ZM76 120H77V118H76ZM76 120H74V123H75V121ZM79 120V119H78ZM77 120V122H78V125L80 126V121H78ZM115 120V119H114ZM119 120V119H118ZM121 120V119H120ZM149 121L148 122H153V121H151L150 120V118L148 119ZM177 120V119H176ZM187 120H189V119H187ZM192 120V119H191ZM237 121H239L240 122V119L238 118V119H236ZM260 120H259V122H260ZM264 118L261 120L263 123H264ZM39 121L40 122H42V123H44L43 121H45V118H43V117H41L40 119H39ZM131 121V122H130ZM146 121H147V119H146ZM184 121V120H183ZM254 121L252 120V121H250V123L252 122V124L254 123ZM76 122V123H77ZM133 121L132 120H129L128 122H125L126 124H128V123H132ZM138 122V124H140L139 123V121H137ZM142 122V121H141ZM148 122H142V125L144 124V126H145V124H151V123H148ZM239 122H237V123H239ZM242 122V121H241ZM240 122V123H241ZM258 122V123H259ZM119 123L121 124V122L119 121ZM124 123V124H125ZM154 123V125L156 124V125H158L155 121L153 122ZM152 123V124H153ZM168 123V122H167ZM173 123V122H172ZM243 123V122H242ZM257 125L256 126H258L259 124L257 123V121L255 122ZM45 124V123H44ZM133 124V123H132ZM131 124V125H132ZM152 124H151V126H152ZM181 124V123H180ZM214 124V123H213ZM245 124V123H244ZM78 125H76L77 127H78ZM85 125V124H84ZM84 125H81V126H84ZM134 125V124H133ZM133 125H132V127H133ZM155 125V126H156ZM175 125V124H174ZM248 125V124H247ZM255 125V124H254ZM74 127H75V125H73ZM150 126V127H151ZM187 126H188V124H187ZM186 126V131H189V130H193V128H191V129H189L190 127L188 126L187 127ZM199 126H201V125H199ZM199 126H196V129L197 128H199ZM249 126V125H248ZM264 126V125H263ZM263 126H262V128H263ZM74 127L72 128L73 130L72 131H74V132H76L77 130H80V129H75L74 130ZM87 127V126H86ZM112 127H114V126H112ZM119 127H121V125L119 126ZM136 127V126H135ZM138 127H141V124H140V126H138L137 125V128ZM150 127H148V126H146L145 128H149V130H145L144 128V131H146L145 133L147 134V135H149V133H150ZM153 128H155L154 126H152ZM159 126H157V128H158ZM177 127V126H176ZM191 127H192V125H191ZM242 127V126H241ZM254 127V126H253ZM252 127V130H250V133H249V135H247V129H245V127H244V129L246 130V132H244V133H246V137H250V135L253 133H251V131H253L254 130V132L257 130V127H255V128H253ZM259 127H261V126H259ZM84 128V127H83ZM88 128H89V126H88ZM93 127H91V129H92ZM117 128V127H116ZM123 128H125V130L127 129V127L124 125L123 126ZM157 128H155V131H156V129ZM225 128V127H224ZM235 128V127H234ZM240 128V127H239ZM238 128V129H239ZM243 128V127H242ZM249 128L251 129V127L249 126ZM29 129H27V130H29ZM81 129H82V127H81ZM85 129V128H84ZM90 129V132H93V131H96V129L94 130V128H93V130H91ZM115 129V128H114ZM128 129H129V127H128ZM127 129V130H128ZM132 129V128H131ZM141 129V128H140ZM152 129V128H151ZM172 129V128H171ZM202 129H204V128H202ZM214 129V128H213ZM238 129H237V133L239 132L238 131ZM261 128H259V130H260ZM109 132H110V128L109 129H107ZM113 128H111V132L110 133H112V135L113 136H115L114 138H116L117 136H119V139H121V137H120V135H118V134H115L113 131ZM119 130H120V128H119ZM125 130H123V134L125 133H128L129 134V132H125ZM126 130V131H127ZM132 130H134V129H132ZM243 130V129H242ZM263 131H264V129H262ZM70 131V133H71V129L69 130ZM87 131V130H86ZM149 131V132H148ZM152 131H153V129H152ZM152 131H151V138H153V136H154V134H152ZM158 131L160 132V130H157V132H154L153 131V133H157L158 134ZM194 131V130H193ZM193 131L192 132H189V136H187V137H189V139L191 138L192 139V137H196L195 136V134L192 136L191 134H193ZM204 131V130H203ZM215 130H213V132H214ZM244 131V130H243ZM133 132V131H132ZM139 132H140V130H139ZM170 132V131H169ZM212 132V133H213ZM231 132V131H230ZM241 133H243L242 131H240ZM239 132V133H240ZM257 133L259 132L258 130L256 131ZM255 132V133H256ZM66 133V131H65V129L64 128H61V130H60V135L61 136H63L64 134ZM83 133V132H82ZM141 133H143V131H142V129H141ZM186 133H188V132H186ZM207 132H205V134H206ZM243 133V134H244ZM257 133H256V136H257ZM77 134H79V133H77ZM76 134V135H77ZM128 134H127V136H128ZM160 134V133H159ZM175 134V133H174ZM178 134V133H177ZM208 134V133H207ZM214 134V133H213ZM254 134V133H253ZM251 135V137L252 136H255V135ZM263 134H264V132H263ZM68 135H69V133H68ZM80 135H84V136H86L85 135V132L83 133V134H80ZM79 135V136H80ZM88 135V134H87ZM149 135V136H150ZM176 135V134H175ZM182 135V134H181ZM190 135H191V137H190ZM202 135H204V134H202ZM221 135V134H220ZM260 135H262V131H261V134ZM260 135L258 136V138H262V137H260ZM26 137H29V138H31V136L29 135V136H27V134L25 135ZM66 136V135H65ZM70 136H72L71 134H70ZM94 136H96V133L94 134ZM130 136V135H129ZM170 136V135H169ZM200 136H201V134H200ZM239 136V135H238ZM242 136V135H241ZM255 136V138H257ZM25 137V138H26ZM90 137H92V135H90ZM109 137V136H108ZM107 137V135H106V139L108 138ZM125 137H126V135H125ZM131 137V139H132V136H130ZM130 137H128V138H130ZM135 136H133V139L132 140H134V139H137V138H134ZM138 138H140L141 139V137L142 136H137ZM160 138H161V135L159 136ZM159 137H157L158 139H159ZM177 137V136H176ZM175 137V138H176ZM182 137V136H181ZM197 137H198V134H197ZM195 138V140H198L199 142L200 141H203V140H201V139H199V138H202V136L201 137H198V138ZM245 137V136H244ZM264 137V136H263ZM73 138V137H72ZM81 138V137H80ZM127 138V137H126ZM127 138V139H128ZM150 138V139H151ZM154 138H156V136H154ZM180 138V137H179ZM204 138V137H203ZM206 138V137H205ZM208 138H210V137H207V140H205V142H207V141H210ZM242 138V137H241ZM240 138V139H241ZM26 139H28V138H26ZM32 139V138H31ZM30 139V140H31ZM109 139H112V138H108L107 139V141L109 142H113V143H116V141L114 142V140L112 139V141L111 140H109ZM118 139V137L115 139V140H117ZM127 139H125V141H127ZM244 139H247V138H244ZM253 139V138H252ZM30 140H26V142L28 143H22V144H16L17 146H19L18 148L19 149H16V147H15V145H13L12 146V148H14L15 147V149L16 150H21L20 149V147L22 148V146L21 145H23V147L27 144V147H25L26 148V150H24V152H21V151H18V152H11V153H9L10 155L9 156H11V158H15L16 159V163H15V166H14V163H13V161L11 162V164L13 165V167L14 168H11L12 167V165L10 166L9 164H7V165H9V167L11 168V170L13 169V171L15 172V173H17V174H19V173H26L27 175H28V177H30L29 176V174H31V167H32V158H33V150H32V147H31V145H30ZM76 140V139H75ZM145 138H143V141L141 140H136V143H135V141H133L135 144L134 145H139V143L140 142H144V144H145ZM152 140V139H151ZM151 140H148V141H150L151 142ZM160 140V139H159ZM194 140V139H193ZM194 140V142L195 143H197L196 141ZM234 140H236V139H234ZM248 140H250V139H248ZM258 140V139H257ZM43 142L45 141L46 143L45 144H47V146L49 145L48 143H50L51 141H52V136H45L44 138H43V140H42ZM81 141H82V138H81ZM106 141V145H107V142ZM128 141L130 142V140L128 139ZM137 141H138V143H137ZM140 141V142H139ZM165 141V140H164ZM243 141V140H242ZM260 141V140H259ZM263 141H264V139H263ZM262 140H261V142H263ZM33 142V141H32ZM31 142V143H32ZM133 142H132V144H130V146L132 147L133 146ZM146 142H147V140H146ZM152 142H154V139L152 140ZM157 141H155V143H156ZM176 142V141H175ZM186 142V141H185ZM185 142H184V144H185ZM190 142H191V140H190ZM193 142V141H192ZM191 142V143H192ZM193 142V143H194ZM204 142V141H203ZM211 142V141H210ZM209 142V143H210ZM85 143V142H84ZM83 142H82V144H84ZM120 143V142H119ZM118 143V144H119ZM131 143V142H130ZM149 143V142H148ZM188 143V142H187ZM244 143V142H243ZM242 143V144H243ZM249 143V142H248ZM248 143H244V144H248ZM253 143H255L256 145H255V147H254V145H252ZM258 143H260V142H258ZM25 144V145H24ZM40 144H42V145H44L43 143H40ZM82 144L80 145V147L78 146V147H76L75 149H76V151H77V149L78 148H80V151L79 152H81L82 151V153L83 152H85L86 151V153H87V150H88V153H90L91 151H89V150H91V148L87 145V143H85L87 146L86 147H89L90 149H88L87 148V150H86V147L85 146H82ZM84 144V145H85ZM114 145V146H112V147H115V146H119V145ZM123 144V143H122ZM154 144V143H153ZM203 145H204V143H202ZM212 143H210V145H211ZM250 144H251V146H250ZM250 144H249V147H251V149H252V146L254 147V148H256L257 150H258V147H256L257 146V143H256V139L252 142H250ZM262 144V143H261ZM90 145L92 146V145H94V148H95V144L94 143H90ZM105 145V146H106ZM120 145H121V143H120ZM173 145V144H172ZM190 145V143L188 144V146ZM198 145L199 146H197V144L193 147V148H200L201 149V145L198 143ZM218 145V144H217ZM34 146V145H33ZM82 146V147H81ZM107 146H110L109 144L107 145ZM122 146L123 145H121V147H120V149H118V151L116 152L115 151V149H116V147L114 148V151L118 154V155H120V152H119V150L122 152V150H123V148H122ZM168 146V145H167ZM171 146V145H170ZM197 146V147H196ZM35 147V146H34ZM84 147H85V151H83L82 150V148L84 149ZM93 147V146H92ZM124 147V146H123ZM186 147V146H185ZM190 147V146H189ZM206 147V146H205ZM209 147V146H208ZM247 147L248 146H246L244 149H245V153H247V154H249L248 152V150H249V148L247 149ZM11 148V151H14L13 149ZM108 148V147H107ZM118 148V147H117ZM121 148H122V150H121ZM126 148V147H125ZM124 148V149H125ZM190 148H192V147H190ZM189 148V149H190ZM192 148V149H193ZM217 148H219V146L217 147ZM132 149V148H131ZM143 149H145V148H139V150H141L140 152H138L137 150V152L136 151H134L135 153H138L139 154V156L141 157V153L144 151V153L145 154H142V155H144L143 157H146L147 155H146V152L147 151H149L148 149L149 148H147L146 150V152H145V150H143ZM156 149V148H155ZM159 149V148H158ZM189 149H187L188 151H190V153L192 152V151H199V150H197V149H195V150H189ZM206 149H209V148H206ZM212 149V148H211ZM241 149H242V147H241ZM247 149V150H246ZM2 150V149H1ZM3 150H4V148H3ZM1 151V153H3V152H6V150L7 149H5V151ZM9 150V149H8ZM7 150V151H8ZM94 150V149H93ZM98 150V149H97ZM105 150V149H104ZM117 150V149H116ZM130 150V149H129ZM170 150V149H169ZM67 151V150H66ZM107 151V150H106ZM108 151L110 152L111 150H109L108 149ZM113 151V157H111L113 160H114V158H117V154H116V156L114 157V155H115V152ZM126 151V150H125ZM207 151V154L208 153H212V152H208V151H212V150H206ZM222 151V150H221ZM246 151H248V152H246ZM251 151V150H250ZM9 152V151H8ZM8 152H7V157H6V159L7 158H10V157H8ZM93 152V151H92ZM92 152H91V154H92ZM95 152V151H94ZM100 152V151H99ZM109 152H107V154H109ZM123 152H124V150H123ZM122 152V153H123ZM131 153L133 152V151H130ZM200 152H202L201 150H200ZM232 152V151H231ZM252 152L253 151H251V153L249 154V157H251V154H252ZM12 153H13V156H12ZM67 152H65V154H66ZM77 153H78V151H77ZM101 153V152H100ZM103 153V152H102ZM106 153V152H105ZM121 153V154H122ZM130 153V154H131ZM154 153H155V150H154ZM162 153V152H161ZM203 153H205V152H203ZM216 153V152H215ZM244 153V154H245ZM256 153H259V152H255V154ZM70 154H72V153H70ZM76 154V153H75ZM137 154V155H138ZM159 154H160V152H159ZM163 154V153H162ZM206 154V155H207ZM231 154V153H230ZM232 154H233V152H232ZM255 154H253L254 156H255ZM2 155H4V154H1V156ZM6 155V154H5ZM83 155V154H82ZM96 155V154H95ZM112 155V153H110V156ZM153 154L151 153V156H152ZM84 156V155H83ZM94 156V155H93ZM125 156V155H124ZM128 156H129V154H128ZM164 156V155H163ZM197 156V155H196ZM211 156V155H210ZM215 156V155H214ZM213 156V157H214ZM227 156H229V154L227 155ZM253 156V157H254ZM256 156H258V155H256ZM259 156H260V154H259ZM131 157V156H130ZM150 157V156H149ZM160 157V156H159ZM198 157V156H197ZM239 157V156H238ZM122 159H125V158H123V155H122V157H121ZM148 158V157H147ZM212 158V157H211ZM216 158V157H215ZM229 158H231V157H229ZM241 158V157H240ZM244 158V157H243ZM256 158H259V157H256ZM133 158H130V159H128V160H132ZM146 159V158H145ZM207 159H210V158H208L207 157ZM233 159H235V158H233ZM253 159V158H252ZM260 159H261V156H260ZM2 160H3V157H2ZM7 160H9V159H7ZM7 160L5 161V162H7ZM11 160V159H10ZM14 160V159H13ZM215 160V159H214ZM237 160V159H236ZM247 160V159H246ZM262 160H263V162H264V159L262 158ZM118 163H119V161L118 160H116ZM247 161H249V160H247ZM250 162V161H249ZM4 163V162H3ZM257 163V162H256ZM259 163V162H258ZM260 163H262L261 162V160H260ZM5 164V163H4ZM3 164V165H4ZM203 164V163H202ZM234 164V163H233ZM236 164V163H235ZM240 164V163H239ZM243 164V163H242ZM249 164H251V163H249ZM248 164V165H249ZM264 164V163H263ZM6 164H5V167L7 166ZM197 165V164H196ZM236 165H238V164H236ZM235 165V166H236ZM244 165H245V163H244ZM243 165V166H244ZM247 165V166H248ZM259 165V164H258ZM202 166V165H201ZM200 166V167H201ZM227 166V165H226ZM4 167V166H3ZM4 167V168H5ZM7 168L8 170L10 169V168ZM122 167V166H121ZM199 167V166H198ZM229 167V166H228ZM240 167H242V165L240 166ZM248 167H250V166H248ZM253 167V166H252ZM254 167H256L255 165H254ZM1 168H2V166H1ZM3 168V170L5 171L6 169H4ZM208 168H210V166L208 167ZM222 168V167H221ZM223 168H225V167H223ZM238 168V167H237ZM244 168H245V166H244ZM260 168V166L258 167V169ZM200 169V168H199ZM202 169V168H201ZM206 169V168H205ZM227 169V168H226ZM254 169V168H253ZM252 169V170H253ZM260 169H264V168H260ZM1 170V169H0ZM203 170V169H202ZM202 170L199 172L200 173V177H202L203 178V173L204 172H207V171H209V170H207V171H204V172H202ZM215 170V169H214ZM223 170V169H222ZM234 170H236V169H234ZM238 170V169H237ZM240 170V169H239ZM255 170V169H254ZM4 171H3V173H4ZM210 171H212V170H210ZM227 171V170H226ZM256 171H257V169H256ZM1 172V171H0ZM6 172H7V170H6ZM195 172V171H194ZM239 172V171H238ZM253 172V171H252ZM251 172V173H252ZM258 172V171H257ZM260 172V171H259ZM2 173V172H1ZM12 173V172H11ZM198 173V174H199ZM207 173H210V172H207ZM236 173H237V171H236ZM244 173H247V172H243V174H241V175H243V177H244ZM248 173H250V172H248ZM192 174V173H191ZM198 174L195 172V176H198ZM215 174H217V171L215 172ZM237 174H239V173H237ZM23 175V174H22ZM236 175V174H235ZM240 174L239 175H237V180L239 179L240 180V178H242L243 179V177L241 176ZM250 175V174H249ZM256 175V174H255ZM12 176V175H11ZM19 176V175H18ZM207 176V175H206ZM208 176H210V175H208ZM246 176V175H245ZM247 176H248V174H247ZM251 176H253L252 174H251ZM14 177H17L16 175H14ZM13 177V178H14ZM19 177H21V175L19 176ZM215 177V175L213 176V175H211L210 177H209V179L210 178H214ZM219 177V176H218ZM240 177V178H239ZM249 177V176H248ZM264 177V176H263ZM23 178V177H22ZM245 178V177H244ZM252 178V177H251ZM18 179V178H17ZM208 179V180H209ZM255 179H257V178H255ZM262 179V178H261ZM11 180V179H10ZM208 180H204L203 179V181H205L206 183H205V185L207 184V182H209ZM245 181H247V178H245L244 179ZM258 180H260V179H258ZM216 182L217 180H216V178H214L213 180H211L210 181V183L211 182ZM244 181V182H245ZM248 181H255L254 179L253 180H248ZM257 181V180H256ZM255 181V182H256ZM261 181V180H260ZM240 182H241V180H240ZM242 182H243V180H242ZM243 182V183H244ZM262 182V181H261ZM24 183V182H23ZM209 183V184H210ZM214 183H211V186L212 185H214V187H215V185H217V184H214ZM218 183V182H217ZM222 183V182H221ZM221 183H218V184H221ZM252 183V182H251ZM13 184V183H12ZM16 184V183H15ZM241 184V183H240ZM239 184V185H240ZM246 184H247V182H246ZM259 184H260V182H259ZM263 184V183H262ZM14 185V184H13ZM16 185H18V184H16ZM30 184H28V186H29ZM245 185V184H244ZM256 185V184H255ZM11 186V185H10ZM241 186H242V184H241ZM249 186H250V184H249ZM262 186V185H261ZM14 187V186H13ZM19 187V186H18ZM23 187V186H22ZM25 187H27V184H25V186H24V188ZM243 187V186H242ZM247 187V186H246ZM254 187V186H253ZM257 187V186H256ZM19 188H21V187H19ZM19 188H17V190L19 189ZM28 188V187H27ZM206 187L204 186V189H205ZM216 188L217 187H215V190H216ZM251 188H252V186H251ZM250 188V189H251ZM259 188V187H258ZM257 188V189H258ZM263 188H264V185H263ZM262 188V189H263ZM10 189V188H9ZM12 189V188H11ZM210 189V188H209ZM214 189V188H213ZM213 189L211 188V190L213 191ZM247 189V188H246ZM13 190V189H12ZM16 190V191H17ZM24 190V189H23ZM207 190V189H206ZM211 190L209 191V193L211 192ZM253 190H255V187H254V189ZM252 190V191H253ZM20 191H22L21 189H20ZM20 191H17V192H20ZM25 192H26V189L24 190ZM208 191V190H207ZM217 191H219V190H217ZM260 191V190H259ZM264 191V189L263 190H261V192H263ZM23 192V191H22ZM260 192V193H261ZM7 193V192H6ZM5 193V194H6ZM10 193H13V192H11L10 191ZM212 193V192H211ZM215 193V192H214ZM228 193V192H227ZM205 194H207V195H210V194H208V193H205ZM213 194V193H212ZM217 194V193H216ZM229 194V193H228ZM7 195V194H6ZM5 195V196H6ZM207 195H205L204 197L206 198V196ZM218 195V194H217ZM21 196V195H20ZM230 196V195H229ZM263 196H264V194H263ZM10 198H12V197H10ZM10 198H9V200H10ZM221 198V197H220ZM230 198V197H229ZM20 199V198H19ZM23 199V198H22ZM204 199V198H203ZM207 200L209 199L208 197L206 198ZM206 199L205 200H203V202L205 203L203 206H202V204H203V202H201V206H202V208H205V209H208V206L207 207H205V205H206V203H207V205H210L211 206V204L210 203H208L210 200H211V198L208 200V202L206 201ZM258 199V198H257ZM256 199V200H257ZM29 200V199H28ZM213 200V199H212ZM234 201V200H233ZM13 202H14V200H13ZM212 202V201H211ZM214 202V201H213ZM218 202V201H217ZM256 202V201H255ZM10 203H12L11 201H10ZM214 203H216V201L214 202ZM219 203V202H218ZM4 204V203H3ZM256 204H257V202H256ZM15 205H16V203H15ZM254 205V204H253ZM264 205V204H263ZM214 206H216V205H214ZM254 206H257V205H254ZM3 207H4V205H3ZM12 207H13V205H12ZM25 207V206H24ZM229 207H231V206H229ZM251 207H253L252 205H251ZM201 208V209H202ZM216 208H218L217 206H216ZM233 208V207H232ZM254 208V207H253ZM257 208V207H256ZM13 209V208H12ZM220 209V208H219ZM248 209V208H247ZM2 210V209H1ZM15 210H17V209H15ZM232 210V209H231ZM205 212V210H203L202 209V212ZM207 211V210H206ZM211 211V210H210ZM219 211H221V210H219ZM248 211V210H247ZM258 211V210H257ZM257 211H256V213H257ZM260 211H261V209H260ZM8 212V211H7ZM6 212V213H7ZM213 213H214V211H212ZM228 212H230V208L228 209ZM254 212V211H253ZM24 213V212H23ZM206 213V212H205ZM217 213V212H216ZM230 213H233V211L232 212H230ZM235 213V212H234ZM245 213H247V212H245ZM249 213H250V211H249ZM252 213V212H251ZM203 214V213H202ZM207 214H210V213H208L207 212ZM252 214H254V213H252ZM262 214H264V213H262ZM26 215V214H25ZM29 215V214H28ZM205 215V214H204ZM247 215V214H246ZM245 215V216H246ZM255 215V214H254ZM257 215V214H256ZM1 216V215H0ZM210 216V215H209ZM209 216L208 217H206V218H208L209 219ZM211 216H212V214H211ZM216 217V214H214L212 217H213V219ZM232 217L234 216V214L233 215H231ZM230 216V217H231ZM248 216H251L250 214L248 215ZM12 217V216H11ZM26 217H27V215H26ZM212 217H210V218H212ZM221 217V216H220ZM263 217H264V215H263ZM14 218V217H13ZM12 218V219H13ZM203 218V217H202ZM260 218V217H259ZM262 218V217H261ZM260 218V219H261ZM26 219H28V218H26ZM29 219H31V218H29ZM217 219V218H216ZM215 219V220H216ZM219 220L220 219H222V217L221 218H218ZM224 220H225V218H223ZM232 219H235V217L234 218H231V220ZM246 219V218H245ZM264 219V218H263ZM13 220H15V219H13ZM203 220H204V218H203ZM206 220L207 219H205V222H206ZM219 220L217 221V222H219ZM254 220V219H253ZM252 220V223H254V225H256V221L254 220L253 221ZM257 220V219H256ZM212 221V220H211ZM223 221V220H222ZM261 221H264V220H262L261 219ZM260 221V222H261ZM27 222V221H26ZM208 222H210V221H208ZM214 222H216V221H214ZM224 222V221H223ZM231 223L233 222V221H230ZM235 222V221H234ZM238 222V221H237ZM251 221H249V223H250ZM225 223H228V222H225ZM224 223V224H225ZM247 224H249L248 222H246ZM245 223V224H246ZM251 223V224H252ZM264 223V222H263ZM216 224V223H215ZM217 224H219V223H217ZM229 224V223H228ZM239 224V223H238ZM258 224V223H257ZM8 225V224H7ZM6 225V226H7ZM19 225V224H18ZM29 225V224H28ZM212 225V224H211ZM230 225V224H229ZM232 225V224H231ZM234 225H236V223H234ZM259 225V224H258ZM5 226V225H4ZM210 226V225H209ZM224 226L225 225H222V227H223V229H224ZM214 227V226H213ZM221 227V226H220ZM221 227V228H222ZM226 227H228L227 225H226ZM232 227V226H231ZM230 227V228H231ZM236 227V226H235ZM239 227V226H238ZM249 227V226H248ZM247 227V228H248ZM252 228H253V226H251ZM257 226H255V228H256ZM260 226H258V228L257 229H260L259 228ZM10 228V227H9ZM17 228V227H16ZM214 228H217V226L216 227H214ZM219 228V227H218ZM255 228H254V230H255ZM263 228H264V225H263ZM262 228V229H263ZM211 229V228H210ZM222 229V230H223ZM226 229V228H225ZM228 229V228H227ZM226 229V230H227ZM234 229V228H233ZM233 229H231V231H233V233H234V230ZM4 230V229H3ZM212 230V229H211ZM236 230V229H235ZM240 230H242V229H240ZM239 230V231H240ZM244 230V229H243ZM242 230V231H243ZM2 231V230H1ZM7 231V230H6ZM12 231V230H11ZM238 231V230H237ZM237 231H235V232H237ZM238 231V232H239ZM261 231H264V230H261ZM244 232V231H243ZM242 232V233H243ZM10 233V232H9ZM224 234L226 233V235L228 234L227 233V231H225V232H223ZM230 234L232 233V232H229ZM241 233V232H240ZM257 233V232H256ZM263 234H264V232H262ZM229 234V235H230ZM260 234V233H259ZM17 235V234H16ZM243 235H244V233H243ZM234 236H235V234H234ZM237 236V235H236ZM235 236V237H236ZM257 236V235H256ZM224 237V236H223ZM240 237H241V234H240ZM246 237V236H245ZM258 237V236H257ZM264 238V237H263ZM226 239V238H225ZM232 239V238H231ZM239 241H242V239H238ZM263 240V239H262ZM244 241V240H243ZM242 241V242H243ZM256 241H258V238H257V240ZM255 241V242H256ZM264 241V240H263ZM241 242V243H242ZM247 242V241H246ZM251 242V241H250ZM253 242V241H252ZM259 242V241H258ZM257 242V243H258ZM244 243V242H243ZM242 243V244H243ZM240 244V242L238 243V245ZM242 244H240L241 246H244V244L242 245ZM248 244V243H247ZM254 245H256V243H253ZM259 244V243H258ZM239 245V250H240V246ZM250 245V244H249ZM253 245V246H254ZM245 248H247V247H250V246H244ZM258 247V246H257ZM264 246H262L261 248H263ZM216 248V247H215ZM214 248V249H215ZM259 248V249H258ZM257 249L260 251V247H258ZM223 249V248H222ZM226 249V248H225ZM235 249H237V248H235ZM242 250H243V248H241ZM251 249H252V247H251ZM253 250H254V248H253ZM257 250V251H258ZM213 251V250H212ZM220 251V250H219ZM226 251V250H225ZM252 251V250H251ZM250 251V252H251ZM255 251V250H254ZM253 251V252H254ZM264 251V250H263ZM223 253H224V255H226L225 257H227L228 255L227 254H230L228 251L226 252V254H225V252H224V249H223V251H222ZM230 252H232V255H230V256H228V258L227 259H229V261L231 262V256L232 257H234L233 256V251H231L230 250ZM235 252V251H234ZM247 252V251H246ZM252 252V253H253ZM261 252H262V250H261ZM211 253V252H210ZM239 253V252H238ZM244 253V252H243ZM258 254H257V256L258 255H260V253L259 252H257ZM263 253V252H262ZM220 254V253H219ZM234 254H237L236 252L234 253ZM221 255H222V253H221ZM220 255V256H221ZM239 255V254H238ZM243 255V254H242ZM246 255H248L247 253L245 254V255H243V258H245V261H246V257H244V256H246ZM251 255V254H250ZM250 255H248V260L246 261V262H248L249 260H254L255 259V257H252V258H254V259H251V257H250V259H249V256ZM254 255H256V252H255V254ZM223 256V255H222ZM215 257V256H214ZM224 257V258H225ZM259 257V256H258ZM261 257L262 258H264V256H262L261 255ZM260 257V259L258 258L257 260H258V263L260 262V263H263L264 264V260L262 261V258ZM221 258V257H220ZM223 258V257H222ZM224 258H223V260H224ZM237 258H238V256H237ZM237 258H235V260L237 259ZM240 258V257H239ZM242 258V259H243ZM226 259V258H225ZM241 259V260H242ZM232 260H234V259H232ZM238 260V259H237ZM260 260V261H259ZM227 261V260H226ZM229 261H227V262H229ZM238 261H240V260H238ZM223 262H225V261H223ZM245 262V263H246ZM256 262V260L255 261H252L251 263H255ZM226 264V263H225ZM228 264V263H227ZM231 264V263H230ZM248 264H249V262H248Z\"/></svg>",
	"mask_w": 264,
	"mask_h": 264
},
{
	"label": "crops",
	"instance_id": "obj_3",
	"mask_svg": "<svg viewBox=\"0 0 264 264\" xmlns=\"http://www.w3.org/2000/svg\"><path fill=\"white\" fill-rule=\"evenodd\" d=\"M41 0H0V35L29 26ZM14 33V32H12Z\"/></svg>",
	"mask_w": 264,
	"mask_h": 264
}]
</instances>
